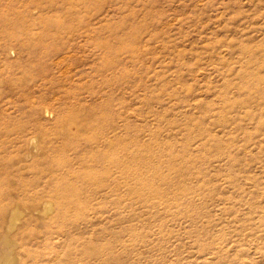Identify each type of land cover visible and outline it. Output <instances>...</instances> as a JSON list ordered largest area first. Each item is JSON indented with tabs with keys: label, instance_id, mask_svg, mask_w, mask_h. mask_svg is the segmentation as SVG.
Listing matches in <instances>:
<instances>
[{
	"label": "rangeland",
	"instance_id": "374dc122",
	"mask_svg": "<svg viewBox=\"0 0 264 264\" xmlns=\"http://www.w3.org/2000/svg\"><path fill=\"white\" fill-rule=\"evenodd\" d=\"M5 234L16 264H264V0H0Z\"/></svg>",
	"mask_w": 264,
	"mask_h": 264
},
{
	"label": "bare ground",
	"instance_id": "6f19581e",
	"mask_svg": "<svg viewBox=\"0 0 264 264\" xmlns=\"http://www.w3.org/2000/svg\"><path fill=\"white\" fill-rule=\"evenodd\" d=\"M68 125L70 129L72 127H76L78 130H80V128L83 126H89L91 128L96 127V134L89 140H91L93 144H96L97 149L84 158L85 163L82 164V167H87L85 173L90 174L91 176L95 174L96 175L94 177L85 179L84 186L89 187L91 183H93V180L97 179V185L99 184L100 186L102 185L103 187L114 189L116 184H119L118 179L116 180V178H114L115 174L119 173L120 177L122 178L129 177L130 159L127 150V137L126 135L125 137L117 136V134L114 133V127H112V123L110 125H103L98 116L95 117L90 115L84 119L75 117L71 122L68 123ZM101 171H103L102 176H107L106 180L110 181L109 184H105V181L99 180ZM64 192L65 185L62 182H60L57 188L53 191V193L56 195L64 194ZM37 202L40 203V201ZM43 204L46 206V208H51V203L49 201H45ZM11 212L10 224L12 225L15 220H18L20 212L17 210V208L12 207ZM12 248V241L8 238L7 234L3 235L0 239V264H16V258L11 255Z\"/></svg>",
	"mask_w": 264,
	"mask_h": 264
}]
</instances>
